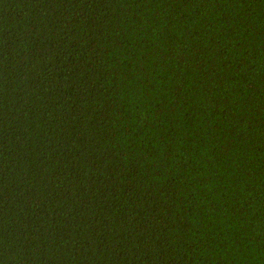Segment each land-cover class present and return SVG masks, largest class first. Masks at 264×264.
Returning a JSON list of instances; mask_svg holds the SVG:
<instances>
[{
    "label": "trees",
    "instance_id": "16d2710c",
    "mask_svg": "<svg viewBox=\"0 0 264 264\" xmlns=\"http://www.w3.org/2000/svg\"><path fill=\"white\" fill-rule=\"evenodd\" d=\"M0 264H264V0H0Z\"/></svg>",
    "mask_w": 264,
    "mask_h": 264
}]
</instances>
